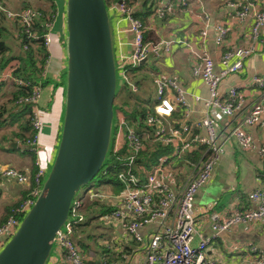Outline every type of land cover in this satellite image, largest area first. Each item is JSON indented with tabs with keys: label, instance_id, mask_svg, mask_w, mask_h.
<instances>
[{
	"label": "built area",
	"instance_id": "1",
	"mask_svg": "<svg viewBox=\"0 0 264 264\" xmlns=\"http://www.w3.org/2000/svg\"><path fill=\"white\" fill-rule=\"evenodd\" d=\"M182 2L186 3V0ZM138 3L139 0H117L107 7L109 17L110 11L116 14L113 22L119 24L120 20L125 19L128 22V30L132 34L129 53L121 48L122 41L118 35L116 52L113 46L117 76L126 80L132 90H136L137 86L127 74L128 64H138L148 51L160 43H164V51L169 52L172 42L171 40L157 43L144 41V23L134 15ZM228 3L234 7V15L238 20L245 19L251 12L250 42L244 46H230L224 49L219 56L217 66L207 53H204L200 60L192 63L191 74L201 78L207 88L206 96L193 95L195 100H202L204 105L200 130L194 131L189 123L192 107L181 80L177 76L159 72L155 78L153 111L146 115L145 122L156 127L150 136L151 140L162 144H172L171 152L162 154L152 170L143 178L140 177L135 170L138 167L136 160L140 152L145 149L144 133H139L132 124H126V131L122 133L120 128L125 121L121 119L115 134L114 145L115 148L119 146L120 135L125 138L127 168L118 172V178L124 182V187L118 193L94 190L90 194L89 199H109L115 205L105 221H119L129 239L145 241L142 260L135 262L129 257L122 260H92L83 255L72 236L75 224L84 218L83 199L75 195L72 198L68 216L56 231L52 245V250L61 252L67 264H224L216 258L205 255L208 239L197 230L194 196L209 179L215 163L225 152L226 143L234 141L241 148L254 146L252 134L243 125H251L258 121L264 111V73H255L250 77V82L262 89L260 97L253 102L239 123L231 126L223 134L218 132L216 122L233 114L242 104L235 85L230 86L226 94L222 95L219 92V84L227 75L238 72L243 60L256 52L264 24V8L254 7L251 0H233ZM172 10V0H157L154 13L150 18H163ZM0 11L6 17L17 19L21 23L22 32L27 39L40 37V34L33 29V25L37 19L45 17L42 11L31 5L12 9L2 0H0ZM53 21L54 19L47 18L42 20L41 35L46 48L51 42ZM119 31L121 30L117 28L116 34ZM227 32L228 27L224 23L214 24V41L217 45L223 44ZM200 35L203 38L206 37L207 30L201 29ZM23 47L26 48L27 44L25 43ZM48 51L42 75H45L49 62ZM0 78L13 80L18 84L28 83L13 75L11 67L0 70ZM41 95L42 86L36 83L32 85L29 94L17 98V102L33 104L31 123L35 132L32 137L26 139L25 145H28L36 154L39 152V136L44 125L43 110L39 105ZM175 108H179L181 116L178 119H170ZM174 121H179V125L174 124ZM18 141L19 139L16 140ZM199 146H202V149L196 160L187 157V153ZM259 151L264 152L263 144ZM35 163L37 169L32 176L27 170L16 166L0 165L1 175L11 177L18 183H29L25 196L11 208L10 214L0 223V236L3 240L16 231L21 219L41 192L48 169L39 162L38 158ZM249 197L253 202L249 207L234 206L230 212L210 211L209 220L214 235L238 223L264 219V189L254 188L249 193ZM151 222H155L156 226L144 239L139 230ZM250 250L257 252L259 256L257 262L264 264L260 249L252 245ZM51 255L52 252L46 264L54 261Z\"/></svg>",
	"mask_w": 264,
	"mask_h": 264
},
{
	"label": "crops",
	"instance_id": "2",
	"mask_svg": "<svg viewBox=\"0 0 264 264\" xmlns=\"http://www.w3.org/2000/svg\"><path fill=\"white\" fill-rule=\"evenodd\" d=\"M229 1L233 0H186V3H183L182 0H172L173 10L165 18L151 19L150 16L148 18L146 28L151 29L152 34L159 36L160 40L158 42L171 40L178 43L180 55L175 60L173 71H157L153 80L148 82V85L144 88V91L153 92V105L155 102L156 75L159 72H165L177 76L189 96L192 107L189 123L192 125V129L197 126L200 130V119L204 110L203 101L195 100L193 95L200 94L202 97L207 95V88L201 78L191 74L192 63L200 60L202 55L207 53L213 58L217 66L219 56L224 49L230 46H244L250 42L251 12L245 19L238 20L234 15V7L229 5ZM251 1L254 7L264 8V0ZM3 2L12 9L26 6L23 5L26 2H30L27 5L36 7L44 5V0H3ZM55 4L56 13L51 29V42L47 47L49 62L44 75L52 78L53 82L42 87L39 105L43 110L44 125L39 136V152L36 154L32 150L30 152L22 151V147L18 142L16 144L12 142L17 139L12 138L11 140L10 134L6 133L5 129L0 128V165H13L27 170L29 173L33 165L36 164V158L46 169H49L56 152L63 118L64 74L66 69L65 43L67 37L65 23L66 0H55ZM115 16L116 14L113 13V19L111 20L115 52L117 37L119 36L122 41L121 48L124 52L129 53L131 51L132 34L128 30V22L122 19L119 24H115L113 22ZM217 23H224L228 27L225 40L221 45H217L214 41V24ZM117 28L121 30L118 34H116ZM203 28L207 30V35L204 38L200 35V30ZM146 42L153 43L151 40ZM157 57L159 55L155 54L146 63H143L145 66L140 74ZM255 73H264V24L256 52L243 60L242 67L238 72L227 75L219 84V92L222 95L226 94L230 86L235 85L238 95L242 99L240 108L236 109L233 114L216 122L220 134L239 123L253 102L260 97L262 89L250 82V77ZM144 84L145 81L140 86L136 85L135 91H139ZM48 103H50L49 106L45 107ZM243 126L252 134L254 146L241 148L234 141L226 143L225 152L215 163L209 179L204 187L202 185L197 190L194 196L197 230L208 239L205 255L216 258L224 264H261L257 262L259 259L257 252L250 250L252 245L260 249L264 259V219L238 223L216 235L213 234L209 220L211 210L230 212L234 206L249 207L253 202L248 200V193L257 187L264 189V152L259 151L261 145H264V111L258 121ZM28 186L29 183H18L15 179L0 174V223L9 215L11 207L21 199L24 190L27 191ZM105 191L111 192L112 190L108 188ZM6 213L8 214L5 216ZM105 222L109 225H101L100 232L109 231L111 239L114 242L116 240L115 244L122 243L124 245V247L118 246V249L122 251L121 257L115 259L122 260L129 257L132 261H141L144 255L145 241H137V244H133L127 236H124V230L119 221ZM155 226L156 223L151 222L140 228L139 231L144 239ZM120 235L123 238L119 237ZM2 241L3 237L0 236V244ZM138 244L140 245L138 246ZM51 252V257L54 260L51 264H67L61 252L57 250H51ZM96 254L98 256L95 258H91L86 254L85 256L92 260H106L100 253Z\"/></svg>",
	"mask_w": 264,
	"mask_h": 264
},
{
	"label": "water",
	"instance_id": "3",
	"mask_svg": "<svg viewBox=\"0 0 264 264\" xmlns=\"http://www.w3.org/2000/svg\"><path fill=\"white\" fill-rule=\"evenodd\" d=\"M65 16L66 83L56 152L41 192L0 248V264H46L72 198L97 174L109 149L118 76L105 0H66ZM163 51L160 43L139 64Z\"/></svg>",
	"mask_w": 264,
	"mask_h": 264
},
{
	"label": "trees",
	"instance_id": "4",
	"mask_svg": "<svg viewBox=\"0 0 264 264\" xmlns=\"http://www.w3.org/2000/svg\"><path fill=\"white\" fill-rule=\"evenodd\" d=\"M115 1L117 0H105L106 6L108 7L110 3ZM156 2L157 0H139L134 11V15L139 17L144 23V41L151 40L153 43H157L160 40L159 36L157 34H152V30L147 29L146 26L149 16L154 13ZM24 4L27 5L30 4V2L23 3V5ZM31 6L42 11L45 15L43 18L37 19L33 25V29L40 34L38 39H27L26 35L22 32L21 23H19L17 19L6 17V15L0 11V70L3 71L11 67L13 75L28 82L24 85L18 84L13 80L0 78V128L5 129L7 131L6 133L10 134L11 140L12 138L19 139L18 144L22 147V151L24 152L31 151V148L25 145V141L27 138L32 137L35 132L31 123L33 104L30 102H17V98L29 94L33 84L39 83L43 87L53 82V79L49 76L42 75L43 64L47 57V48L43 44L41 34L43 32L42 20L45 18L50 20L54 19L56 4L54 0H44L43 6ZM25 43L27 44L26 48L23 47ZM144 66V64L138 63L136 65L128 64L126 67L129 78L133 80L137 86H140L145 79V76L140 74ZM152 66L153 64H151V67ZM120 79L121 83L119 87L117 86L116 88L115 96L123 91L122 100L118 104L115 103V101L113 102L114 112L117 110L119 115L112 124L111 144L109 145L105 161L100 170L93 177V179L99 182L116 183L120 180L118 178V172L126 170L127 168L125 138L121 136L117 148H115L114 145L115 134L119 129V122L121 119L125 121V124L120 128L122 133L126 131V124H132L139 133H144L143 140L145 149L140 152L136 160L138 167L135 170L140 177L143 178V176L151 171L158 163L160 156L163 153L169 154L173 147L170 143L162 144L159 141L151 140L150 136L156 127L146 123L145 118L147 114L153 111L152 100H150V98H140L138 91L132 90L126 80L123 78ZM49 104L50 103L45 107H48ZM180 114L179 108H175L169 118L178 119L181 116ZM174 124L179 125V121H174ZM124 126L125 129L123 130ZM193 130H198V127H194ZM201 149L202 146H199L191 150L187 153V157L196 160L200 156ZM36 169L37 165L34 164L30 169L31 176ZM249 193L248 200L251 201ZM25 194L26 189L21 198L24 197ZM82 207L84 218L75 224L72 233L78 249L83 255L91 251L100 253L106 260L121 257L122 251L118 249V246L124 247L122 243H116V245V240L115 242L102 241V246L100 248H95L91 245L90 240L91 237V239L94 238L95 242H97L98 237L103 234L102 231L97 234V230L101 225L108 224L104 221L105 219L103 216L108 215L113 209L114 205L112 201L98 198L88 199L86 202L82 201ZM8 213H6L5 216ZM131 243L137 244L138 242L134 241Z\"/></svg>",
	"mask_w": 264,
	"mask_h": 264
},
{
	"label": "rangeland",
	"instance_id": "5",
	"mask_svg": "<svg viewBox=\"0 0 264 264\" xmlns=\"http://www.w3.org/2000/svg\"><path fill=\"white\" fill-rule=\"evenodd\" d=\"M112 19H113V13H111V11H110V20H112ZM113 45H114V43H113ZM168 53H169L168 51L164 52L162 56L157 57L156 60L152 61L153 66L151 67V63H150V65L147 66L145 68V70L142 72V75L145 76V79H144L145 84L142 85L138 91L140 98H145V99L150 98V100L153 99V97H154L153 92L144 91V88L146 87V85H148V82L153 80V78L155 77V73L157 71H159V70H167L168 72L173 71V68L175 66V60L180 55L178 43H176L174 41L171 42L170 53L169 54ZM64 78H66V73L64 74ZM64 83H66V82H64ZM120 83H121V79L118 78V80H117V86L118 87H119ZM123 93L124 92L122 91L120 94H117L115 96V98H114L115 103L118 104L121 102ZM118 115H119V113L117 112V110H115L113 122H115V120H116L115 118H117ZM124 129H125V126L123 127V130ZM121 136L122 135H120V137H119V141L121 139ZM110 144H111V142H110ZM163 154H165V153H163ZM50 166H51V164H50ZM123 187H124V182L122 180H119L116 183H107V182H99L96 179H92L87 184H85L79 188V190L76 192V196L80 197L81 199H83L84 202H86L89 199L91 192H93L94 190L105 191L106 189L109 188L112 190L111 192L118 193L123 189ZM203 187H204V185H203ZM114 207H115V205H114ZM103 218L106 220L107 215H104ZM106 225H108V224H105V226ZM98 232H100L99 228L97 230V234H98ZM107 233H106V231H104L103 234L98 237L97 242H95L94 238L91 239V237H90L91 245L95 248H100L102 246V244H101L102 241H104V242L112 241L113 242V240L111 239V234L109 233V231H107ZM122 235H120L119 237L123 238ZM124 236H126L125 232H124ZM10 237L11 236H9L8 238H10ZM8 238H6L2 241V243L0 244V248L8 240ZM130 240H131V242H134L132 239H130ZM103 245H105V244H103ZM139 245L140 244H138V246ZM86 254L91 258H95L98 256L96 253H91V252L86 253Z\"/></svg>",
	"mask_w": 264,
	"mask_h": 264
}]
</instances>
